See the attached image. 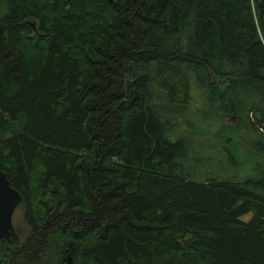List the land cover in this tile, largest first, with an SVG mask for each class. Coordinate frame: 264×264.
<instances>
[{
  "label": "trees",
  "instance_id": "1",
  "mask_svg": "<svg viewBox=\"0 0 264 264\" xmlns=\"http://www.w3.org/2000/svg\"><path fill=\"white\" fill-rule=\"evenodd\" d=\"M174 119L220 139L233 180L193 174L203 155ZM252 149L264 0H0V171L25 228L0 264H264Z\"/></svg>",
  "mask_w": 264,
  "mask_h": 264
},
{
  "label": "rangeland",
  "instance_id": "2",
  "mask_svg": "<svg viewBox=\"0 0 264 264\" xmlns=\"http://www.w3.org/2000/svg\"><path fill=\"white\" fill-rule=\"evenodd\" d=\"M25 52L29 53L31 52L30 45H28L25 48ZM35 59L37 57L31 55L30 57V63L35 64ZM190 106L187 109L186 118L189 119V121L197 127L199 125V122H201V117L197 113V110L200 109L195 103L198 102V98H200L199 94L196 93V91L193 89V91H190ZM207 121L212 122L216 124L218 121L217 116L215 115H208ZM227 121L229 124L234 125L235 119H220V121ZM174 124L176 125V129L182 131L188 138L192 149L197 152V149H200V155H203L204 158H206V162L204 158L202 157V160L198 163V167L196 170L193 171V174L197 175H205L208 177H215L216 175H223L226 174V177H230V179L233 180L234 172L237 170V168L240 167V165L236 166L237 162L234 161V156L227 155L225 151L222 150L220 139L217 137H212L211 135L204 136L201 138H197L196 136H192L189 131L186 129L184 125H182L181 121L179 119H174ZM218 129V125H216L212 132H215ZM201 147L203 150H201ZM253 149L251 150V154L248 152V158L244 159L242 158V165L248 163L250 160V166L249 169H245L244 173L249 175H252V167L254 164H259L262 161H264V158H261L259 155H255L253 153ZM264 168V164H263ZM241 178V174L238 175V177L235 179ZM11 223L14 231H16V234L21 236L20 234H24L25 228L22 222L20 221L19 213L17 211H14L11 218Z\"/></svg>",
  "mask_w": 264,
  "mask_h": 264
},
{
  "label": "water",
  "instance_id": "3",
  "mask_svg": "<svg viewBox=\"0 0 264 264\" xmlns=\"http://www.w3.org/2000/svg\"><path fill=\"white\" fill-rule=\"evenodd\" d=\"M21 202L20 194L9 186L5 175L0 171V240L9 245H17L19 242V237L12 227L11 218L15 208ZM62 261L63 264H72L69 254Z\"/></svg>",
  "mask_w": 264,
  "mask_h": 264
}]
</instances>
